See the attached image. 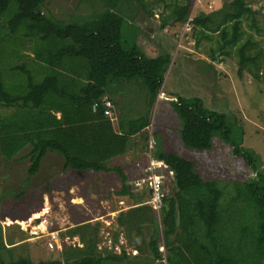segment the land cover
Returning a JSON list of instances; mask_svg holds the SVG:
<instances>
[{
    "label": "trees",
    "instance_id": "16d2710c",
    "mask_svg": "<svg viewBox=\"0 0 264 264\" xmlns=\"http://www.w3.org/2000/svg\"><path fill=\"white\" fill-rule=\"evenodd\" d=\"M45 1L0 0V108L5 111L0 113V155L6 161L31 157L29 179L39 172L48 153L61 157L64 170L107 172L108 163L123 156L131 137L142 133L150 121L148 114L125 118L122 113L113 122L104 115L102 99L112 89L125 91L136 82L144 86L151 109L171 58L167 54L148 58L137 44V35L124 37L120 4L109 0L104 12L79 24L46 15ZM124 1L126 6L136 2L147 10L148 1L161 0ZM191 1L183 0L171 11L173 24L188 20ZM223 8L219 21L211 16H198L192 21L204 37L211 38L207 32L221 37L211 58L215 59L217 51L228 55L230 49L237 48L241 68L253 64L260 69L261 54L246 53L250 41L240 44L243 18L253 14L247 0H232ZM167 24L165 20L161 27ZM26 50L32 54L24 55L30 65L15 64L13 59ZM262 63L264 68V58ZM250 72L256 79L264 78V73ZM171 97L175 98L171 104L180 122L178 135L186 149L209 151L218 136L255 175L230 184L206 180L191 160L166 150L155 133L153 157L172 171L176 191L173 195L164 193L159 213L138 200L119 212L117 225L129 234L134 230L141 235L134 246L141 253L143 228L151 229L147 244L150 255L142 264L161 259L159 220L167 264H264V172L258 155L244 149L241 139H231L236 122L228 114L207 108L200 98ZM22 152L25 154L20 155ZM112 169L118 171L122 181L116 194L137 199L128 192L122 169ZM68 232L79 238L82 247L63 248L60 259L37 263L30 258L9 262L0 259V264H140L141 253L135 259L125 250L116 253L99 249L95 223H75ZM5 239L0 223V252L12 242L10 237Z\"/></svg>",
    "mask_w": 264,
    "mask_h": 264
},
{
    "label": "rangeland",
    "instance_id": "374dc122",
    "mask_svg": "<svg viewBox=\"0 0 264 264\" xmlns=\"http://www.w3.org/2000/svg\"><path fill=\"white\" fill-rule=\"evenodd\" d=\"M111 1L123 7L119 13L125 19L124 37L129 39L131 35H137L140 38L138 46L145 56L157 57L166 52L173 53L174 65L171 71H167L161 89L164 88L167 94L171 90L181 98H200L207 108L228 114L236 122L231 139H241L244 149L258 155L260 168L264 172V78L256 79L250 72L255 71L260 75L264 73V0H247L253 14L244 17L241 26L243 36L240 44L251 42L246 53L261 54L258 70L253 64L240 67L237 48L230 49L228 55L217 51L215 59H212L211 51L221 40L218 33L207 32L211 38H206L200 34L199 28L193 27L192 31H187L185 23L173 24L171 11L182 5L183 0L148 1L146 8L153 15L139 8L136 2L132 6H126L124 0ZM209 1L211 0H192L190 15L194 18L211 16L213 20L219 21L223 7L232 0H217L213 10L207 7ZM107 3H110L109 0H46L44 10L46 15L56 19L82 24L104 12ZM165 20H168V24L162 28ZM24 55L31 57L32 54L30 51H23L21 57L13 59L14 63H27L29 66L30 59ZM112 92L115 94L108 97L117 105L118 117L122 113L121 116L125 118L148 114L150 122L143 134L130 140V148L123 156L108 163L109 171L78 174L62 170L61 157L49 153L39 172L29 179L31 157L6 161L0 155V223L5 228L7 224L11 225L7 228L5 240L8 241V237L13 240L32 237L31 243L29 242L31 248L19 246L12 250L11 258L6 251H2L0 259L9 262L29 256L35 263L60 259L63 248L74 246V238L70 236L68 229L75 223L85 221L97 224V243L100 248L108 249V241L111 239L115 246L118 243V249H114L116 253L125 250L131 258L136 259L141 252L135 250L134 246L137 244L136 238L139 241L141 235H137L134 230L129 234L119 228L116 217L133 203L146 202L150 198L149 191L135 190L133 184L146 177L145 170L150 165L145 155L150 131L163 140L166 150L191 160L196 171L206 180L230 184L243 182L255 175L240 157L232 154V146L218 136L214 137L209 151L186 149L178 135L180 122L173 111V98L159 93L150 109L147 97H144V86L136 82L127 86L124 95H120L118 90L112 89ZM3 112L5 111L0 108V113ZM23 154L25 152L20 153ZM137 161L138 165H135ZM116 166L127 177L128 192L137 199L116 194L122 185L120 176L112 170ZM158 170L164 175L165 195H173L176 191L173 177L167 169ZM240 205L242 206L239 202L238 206ZM35 213H39L40 217L33 218ZM157 226L162 256L153 264H167L168 253L163 244V225L160 220ZM56 231L62 248L51 250L48 248L49 234ZM150 233V228H143L145 243L141 247L140 264L150 255L147 247ZM121 237L124 243L120 242ZM36 247L40 251L34 255Z\"/></svg>",
    "mask_w": 264,
    "mask_h": 264
},
{
    "label": "built area",
    "instance_id": "2783aa9c",
    "mask_svg": "<svg viewBox=\"0 0 264 264\" xmlns=\"http://www.w3.org/2000/svg\"><path fill=\"white\" fill-rule=\"evenodd\" d=\"M200 1V0H197ZM217 2V0H211L208 2L207 7L209 10L214 9V4ZM194 17L192 15H189L188 20L185 22V28L187 31H191L193 24ZM103 106H104V115L109 118H113V102L111 99L105 98L102 100ZM97 107V103L93 105V110H95ZM156 138L153 134V132L150 131L148 134V140H147V149H146V157L149 160V167L145 170L146 177L142 179H138L135 181L134 189L141 191L142 189H149L150 190V198L146 201L147 204H149L152 209L159 213L161 207H162V201L164 197V191L162 188V184L164 182V175L160 173L158 169H167L169 174L173 176L172 171L168 169V167L163 163V161L157 160L153 157V152L156 147ZM135 165H138V161L134 163ZM50 241L48 242V248L53 249H61V242L59 239L58 232H51L49 234ZM110 242V241H109ZM73 245H75L73 243Z\"/></svg>",
    "mask_w": 264,
    "mask_h": 264
},
{
    "label": "crops",
    "instance_id": "0c3cea01",
    "mask_svg": "<svg viewBox=\"0 0 264 264\" xmlns=\"http://www.w3.org/2000/svg\"><path fill=\"white\" fill-rule=\"evenodd\" d=\"M139 39L140 38H137L136 39V41H137V44H138V41H139ZM166 54L167 55H169L170 56V58H171V62H170V64H169V67H168V70L170 69V71L172 70V68H173V61H172V55H173V53L171 54L170 52H166ZM160 56V55H159ZM159 56H157V57H159ZM148 58H156V57H148ZM167 70V71H168ZM167 73V72H166ZM166 75V74H165ZM165 78V77H164ZM114 90V89H113ZM124 92H126V90L125 91H122V90H120V89H118V93H121L120 95H124ZM159 93H163L164 95H166V97L167 96H177L178 94H174L171 90H170V92H168V94L167 93H165V90H164V88H163V90L162 89H160V91H159ZM158 93V94H159ZM111 94H115V93H113L112 92V90L109 92V94H106V97H104L103 99H105V98H108V96L109 95H111ZM127 95V94H126ZM172 98V97H171ZM102 99V100H103ZM173 99H175L174 97H173ZM186 99V98H185ZM188 99V98H187ZM116 108H117V105L116 104H113V114H114V116H113V118H112V120H113V122H115L116 120H117V118H118V116H117V114H116ZM143 132L144 131H142V133H139V134H137V135H135V136H133V137H131V139L132 138H134V137H136V136H139V135H141V134H143ZM154 134V133H153ZM154 136H155V134H154ZM130 139V140H131ZM130 148V146H128V149ZM49 154V153H48ZM48 154L46 155V157L48 156ZM45 157V158H46ZM117 167V166H116ZM117 169H120V167H117ZM62 170H64L63 169V166H62ZM113 170V169H112ZM71 171V170H70ZM113 171H115L118 175H119V173H118V171H116V169L115 170H113ZM71 172H74V173H78V174H82V173H79V172H75V171H71ZM87 172H92L91 170H89V171H87ZM93 173V172H92ZM120 176V175H119ZM171 177H173V176H171ZM122 182V181H121ZM123 203V202H122ZM111 223V222H110ZM41 225V224H40ZM39 225V226H40ZM9 227H11V225L10 224H7V228H9ZM74 227V226H73ZM7 228H5V227H3V231H5L4 233H7ZM70 228H72V227H70ZM33 229H34V227H33ZM9 232V231H8ZM72 238H74V244H75V242L77 241V245L79 246V247H82V244L80 243V240H79V238L78 237H72ZM123 237H121V239H122ZM32 239V237L31 238H29V237H26V238H24V239H16V240H13L12 239V242H9V243H11V244H8V243H6V249L4 250V251H6V253L7 254H12L13 252H12V250H14V249H16V248H18L19 246H22V245H26V246H28V248L30 247V243H31V240ZM110 241V242H109ZM108 241V249H112L114 252H117L116 250H114V249H118V243H116V246H115V244L112 242V240L110 239ZM30 242V243H29ZM120 242L122 243L123 242V239L122 240H120ZM119 242V243H120ZM124 243V242H123ZM32 244H34V243H32ZM121 245H123V244H121ZM31 248V247H30ZM98 248L99 249H101L100 248V246H99V244H98ZM40 251V249L38 248V247H36V251H33L34 252V255L37 253V252H39ZM119 253V252H118ZM27 258H30L29 256L27 257Z\"/></svg>",
    "mask_w": 264,
    "mask_h": 264
},
{
    "label": "bare ground",
    "instance_id": "6f19581e",
    "mask_svg": "<svg viewBox=\"0 0 264 264\" xmlns=\"http://www.w3.org/2000/svg\"><path fill=\"white\" fill-rule=\"evenodd\" d=\"M37 217H40L39 213H35L34 216H33V218H37Z\"/></svg>",
    "mask_w": 264,
    "mask_h": 264
}]
</instances>
